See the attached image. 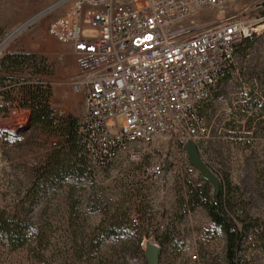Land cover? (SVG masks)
Returning <instances> with one entry per match:
<instances>
[{"label": "rangeland", "instance_id": "rangeland-1", "mask_svg": "<svg viewBox=\"0 0 264 264\" xmlns=\"http://www.w3.org/2000/svg\"><path fill=\"white\" fill-rule=\"evenodd\" d=\"M15 1L22 11L36 4V12L14 30L0 25V62L17 51L34 57L39 67L36 73L30 63L13 71L0 65L5 85L15 84L14 97L0 107V113H6L0 118V210L28 212L24 216L33 240L28 248L13 252L0 236V264H142L140 253L147 242L164 248L159 264H228L224 232L205 206L196 207L213 196V187L191 165L179 135H163L140 146L145 155L138 162L124 155L106 168L92 164L80 143L74 154L63 157L80 169L79 178L59 181L50 191L41 178L33 193L43 190V200L29 212L28 192L37 170L53 150L61 149L66 123L60 117L74 119L82 135L85 93L74 94L70 85L78 73L72 48L48 34L70 0ZM244 11L264 25V0L195 7L193 14L219 20ZM13 40L16 45L3 50ZM43 81L54 120L32 125V112L22 105L23 91ZM263 100L264 31L245 56L237 57L234 75L218 86L205 106L206 134L197 142L231 202L228 213L240 228L241 220L249 226L240 255L251 264H264V116L259 118L256 107ZM19 105L21 111L13 113ZM123 120L118 118L120 124ZM153 163L164 166V175L146 179L144 171ZM104 230L117 233L106 239Z\"/></svg>", "mask_w": 264, "mask_h": 264}, {"label": "built area", "instance_id": "built-area-1", "mask_svg": "<svg viewBox=\"0 0 264 264\" xmlns=\"http://www.w3.org/2000/svg\"><path fill=\"white\" fill-rule=\"evenodd\" d=\"M232 1L70 0L48 34L76 57L70 85L74 94L85 93L83 130L92 164L106 168L124 155L138 162L145 155L140 146L163 135H179L185 144L205 136V104L232 72L240 45L264 31L245 11L219 20L193 14L195 7ZM5 90L10 86L0 88V105ZM144 175L161 178L164 166L153 163Z\"/></svg>", "mask_w": 264, "mask_h": 264}, {"label": "trees", "instance_id": "trees-1", "mask_svg": "<svg viewBox=\"0 0 264 264\" xmlns=\"http://www.w3.org/2000/svg\"><path fill=\"white\" fill-rule=\"evenodd\" d=\"M257 40H245L239 47L237 52V57L239 55H244L245 53L254 45ZM30 56L29 54H10L9 56L3 58L1 60L0 65L4 68L5 71H13L12 69L15 67L23 68L24 65L30 63L35 65L34 70L36 73L38 72L39 61L37 63L36 59ZM34 67V66H33ZM27 68V67H25ZM24 68V69H25ZM19 71V70H17ZM235 73V65L232 67V72L224 78L220 84L232 77ZM10 82V81H9ZM6 81H4L3 77H0V88L7 86L5 85ZM219 84V85H220ZM11 89L5 90L2 92L1 96V105L5 103L6 98H12L15 93L12 92L14 88L13 85L10 84ZM218 85V86H219ZM218 88V87H217ZM24 95V107H27L32 112V125H36L38 123H52L54 118H52L54 114V110L51 108L49 103L50 93L48 88H45L41 85L28 86L23 91ZM264 101V100H263ZM256 103V107H258L259 118L264 116V102ZM207 103L205 104V106ZM260 105V106H259ZM204 106V108H205ZM202 110V116L203 111ZM1 110V109H0ZM6 113H0V118L5 117ZM51 119V121H49ZM205 119V117H204ZM63 123H66V126L63 128V137L62 141H60L61 149L53 150L47 157V160L41 168L37 170V180L33 184V188L29 190V205L30 211L32 209L37 208L41 201L43 200V196L41 192L43 190H38L33 193L35 186L41 181V178L45 179V191L52 189L59 181L65 180L67 178H79L81 175L80 169L76 168L71 162L69 158L67 162L63 158L68 156V153L74 154L75 149L82 144L86 153V142L84 138V130L82 131V135L79 136V130L76 124V121L73 119H69L65 121L64 118L60 117ZM206 121V119H205ZM49 125V124H48ZM65 125V124H63ZM84 129V128H83ZM59 138V137H58ZM38 187V186H37ZM45 193V192H44ZM207 197V203L198 202L196 207L205 206L208 210V213L212 219V221L224 232L226 238V261L228 264H251L246 258H242L241 248L245 242V234L247 235V231L249 230V226L245 224V220H241L244 224V228H240L237 223V218H233L228 213V209L231 208V202L226 198L225 194L223 196L222 189L220 195L217 199L214 198V195L210 198L209 195ZM233 207V206H232ZM26 211L10 213L6 210H0V236L4 240V244L9 248V250L15 252L21 249H26L32 244L33 240V229L31 228V224L29 220L24 216ZM249 219V218H247ZM104 230L102 234H106V239L110 236L117 233L115 230L109 231ZM141 250V248H140ZM162 253L164 248H161ZM142 251V250H141ZM141 254V263L148 264L145 258V251H142Z\"/></svg>", "mask_w": 264, "mask_h": 264}, {"label": "water", "instance_id": "water-1", "mask_svg": "<svg viewBox=\"0 0 264 264\" xmlns=\"http://www.w3.org/2000/svg\"><path fill=\"white\" fill-rule=\"evenodd\" d=\"M184 150L187 153L193 168L196 169L200 175L212 185L214 198L217 199L221 192L220 179L202 158L200 149L196 142L192 140L188 141L184 146ZM161 253L160 246L152 242L146 243L145 258L148 264H159Z\"/></svg>", "mask_w": 264, "mask_h": 264}, {"label": "crops", "instance_id": "crops-1", "mask_svg": "<svg viewBox=\"0 0 264 264\" xmlns=\"http://www.w3.org/2000/svg\"><path fill=\"white\" fill-rule=\"evenodd\" d=\"M20 7V2L15 0H0V25L8 24V28L14 30L22 21L29 18L31 14L33 15L36 12V4L32 5V10L30 7L22 11ZM15 41L16 40L10 42L3 50L13 45ZM12 54L19 53L16 51L12 52Z\"/></svg>", "mask_w": 264, "mask_h": 264}, {"label": "snow or ice", "instance_id": "snow-or-ice-1", "mask_svg": "<svg viewBox=\"0 0 264 264\" xmlns=\"http://www.w3.org/2000/svg\"><path fill=\"white\" fill-rule=\"evenodd\" d=\"M145 39H147V40H151L152 37H151V36H147V37H145Z\"/></svg>", "mask_w": 264, "mask_h": 264}]
</instances>
